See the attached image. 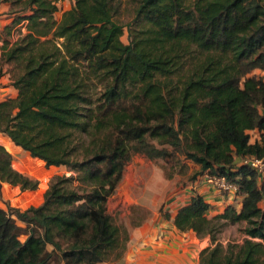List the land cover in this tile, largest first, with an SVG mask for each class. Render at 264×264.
Returning a JSON list of instances; mask_svg holds the SVG:
<instances>
[{
    "label": "trees",
    "instance_id": "trees-1",
    "mask_svg": "<svg viewBox=\"0 0 264 264\" xmlns=\"http://www.w3.org/2000/svg\"><path fill=\"white\" fill-rule=\"evenodd\" d=\"M0 2L12 15L0 30V63L16 90L0 100V135L46 167L72 171L52 176L39 205L0 207V264L120 259L128 235L107 201L135 153H177L237 186L239 206L210 215L195 191L176 210L179 231L210 239L198 264H264V172L243 163L264 158V0H139L128 43L117 0H74L59 19L55 0ZM17 25L26 30L19 37L1 36ZM254 131L261 140L251 141ZM2 183L25 191L39 181L0 144V195ZM225 221L245 222L241 242L217 239Z\"/></svg>",
    "mask_w": 264,
    "mask_h": 264
},
{
    "label": "rangeland",
    "instance_id": "rangeland-1",
    "mask_svg": "<svg viewBox=\"0 0 264 264\" xmlns=\"http://www.w3.org/2000/svg\"><path fill=\"white\" fill-rule=\"evenodd\" d=\"M58 11L55 14L57 19L60 18L63 11L69 9L74 0H55ZM120 2V10L115 17L116 21L123 23L126 27L121 37L124 43H128L127 24L130 23L134 17L135 8L139 0H117ZM186 4L193 0H184ZM10 12L9 3L0 2V30L11 21L12 15ZM21 26L13 27L10 36L6 32L1 31V36L9 38L12 41L19 37ZM189 64L184 66V72L188 71ZM4 70V72H3ZM7 73L10 79V66L6 63H0V76ZM257 76L263 75L259 70L253 72ZM174 80H177L176 78ZM11 83V82H10ZM104 82H102L103 84ZM101 83L97 84L96 91L101 89ZM92 88V92H93ZM9 93L6 97H14ZM2 99V100H3ZM75 136V135H73ZM261 140L259 132H251V141ZM0 144L3 145L12 155V166L19 172L28 175L32 179L39 181L36 190L21 191L19 186L14 188L10 184H1L0 207L7 209V206L26 209L27 207L39 205L43 200V193L48 187V183L55 174L69 175L72 171L67 170L64 166H50L46 167L42 160H36L26 151H22L15 147L8 139L0 135ZM170 148V147H168ZM81 151L78 148L77 152ZM176 159H149L143 153H135L124 167L123 177L118 184L115 193L107 201V211L112 216L113 222L120 226L121 230L127 232L128 239L133 238V231L135 227L139 226L136 223H143L146 220L156 217L157 220L166 219L165 213H175L178 205L183 203L181 201L188 192H195L196 189L193 183L202 178L199 171V165L185 159L182 155H177ZM193 177L195 179H193ZM73 185H77L76 182ZM195 190V191H194ZM7 198H11V201ZM236 204L240 201V196L235 198ZM11 203V204H10ZM214 214V213H213ZM212 213L210 215H213ZM221 230L217 233V239L226 244L229 241L241 242L244 238L243 228L245 222H223ZM205 238V237H204ZM128 242V241H127ZM210 245L208 238L207 244ZM51 249V246H48ZM199 250V251H200ZM125 254H123L124 256ZM122 256V257H123ZM118 260L110 262H102L100 264H116Z\"/></svg>",
    "mask_w": 264,
    "mask_h": 264
},
{
    "label": "crops",
    "instance_id": "crops-1",
    "mask_svg": "<svg viewBox=\"0 0 264 264\" xmlns=\"http://www.w3.org/2000/svg\"><path fill=\"white\" fill-rule=\"evenodd\" d=\"M8 77L7 73L0 76V100L9 93H16ZM193 185L195 187L192 188L211 204L210 214L221 212L225 205L232 202L233 197L227 198L219 194L202 178ZM193 194L194 192H188L183 195V203L178 205L177 209L188 203ZM7 199L11 201V198ZM174 214L162 220L153 217L142 224L136 223L139 226L135 227L133 238L128 239L125 255L116 264H198L199 250L203 244H207L208 237L198 238L191 230L179 231L173 224Z\"/></svg>",
    "mask_w": 264,
    "mask_h": 264
},
{
    "label": "built area",
    "instance_id": "built-area-1",
    "mask_svg": "<svg viewBox=\"0 0 264 264\" xmlns=\"http://www.w3.org/2000/svg\"><path fill=\"white\" fill-rule=\"evenodd\" d=\"M243 163L249 165L256 170L259 174L264 172V158L246 157L243 159ZM203 181L208 185H211L213 189L219 194L228 197H233L232 201L236 198L237 186L226 179L225 176L209 175L204 173L202 176Z\"/></svg>",
    "mask_w": 264,
    "mask_h": 264
}]
</instances>
